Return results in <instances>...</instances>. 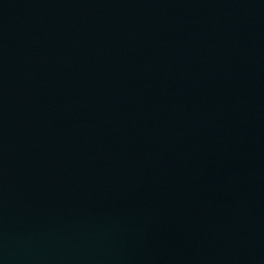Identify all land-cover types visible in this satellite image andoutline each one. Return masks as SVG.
Instances as JSON below:
<instances>
[{"label": "water", "instance_id": "water-1", "mask_svg": "<svg viewBox=\"0 0 264 264\" xmlns=\"http://www.w3.org/2000/svg\"><path fill=\"white\" fill-rule=\"evenodd\" d=\"M0 264H264V0H0Z\"/></svg>", "mask_w": 264, "mask_h": 264}]
</instances>
